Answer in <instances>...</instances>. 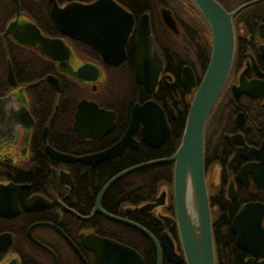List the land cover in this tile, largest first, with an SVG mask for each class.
I'll use <instances>...</instances> for the list:
<instances>
[{"label":"flooded vegetation","instance_id":"flooded-vegetation-1","mask_svg":"<svg viewBox=\"0 0 264 264\" xmlns=\"http://www.w3.org/2000/svg\"><path fill=\"white\" fill-rule=\"evenodd\" d=\"M17 1V24L31 22L42 35L61 39L69 55L61 67L34 47L2 35L14 19V3L0 2V37L23 46L27 50L20 59L29 58L28 66H16L0 52V97L13 94L24 107L19 102L9 109L0 106V264H114L105 261L109 253L83 245L90 235L129 247L137 255L134 264H156L158 253L160 264H186L175 223L163 224L166 216L174 219L173 199L170 205L165 190L149 197L145 181L140 184L136 178V172L147 175V168L164 163L125 173L100 193L119 172L165 157L159 155L169 149L164 145L181 122L182 133L195 86L211 53L208 24L192 0H111L131 25L122 59L106 62L98 50L57 30L51 17L53 4L62 9L95 0ZM214 1L229 14L233 34L231 65L206 117L202 141L214 264H264V0ZM106 16L110 40L116 11L109 10ZM145 23L161 65L151 93L135 80L138 27ZM8 65L14 84L7 78ZM81 66L94 68L95 80L76 79L73 73ZM184 74H191L195 82L189 91L182 84ZM47 75L56 79L57 88L45 79ZM82 100L113 114L111 126L108 114L95 124L93 136H85L88 127L75 131V114ZM149 100L161 110L167 136L150 140L139 122L131 140L108 151L126 133L132 107ZM4 114L16 122L12 130L2 129ZM46 147L64 158L51 155ZM161 192L162 204L143 208ZM96 202L101 211L146 229L159 252L137 229L94 211ZM246 206L249 211L236 223V242L231 225ZM259 216L262 232L255 228Z\"/></svg>","mask_w":264,"mask_h":264},{"label":"water","instance_id":"water-1","mask_svg":"<svg viewBox=\"0 0 264 264\" xmlns=\"http://www.w3.org/2000/svg\"><path fill=\"white\" fill-rule=\"evenodd\" d=\"M200 15L208 24L211 31V53L205 70L197 84L191 74L182 75V84L185 91L188 88L196 87L191 102L188 106L180 141L175 150L168 156L131 166L118 174L114 175L104 186V189L119 176L135 170L139 167L155 163H172V199L174 209V219L161 217L164 220V226L167 227L169 221L175 223L179 243L186 261V264H214L213 241L210 228L209 206L204 184L203 171V129L206 117L217 98L221 87L227 77L233 54V34L230 22V16L214 0H192ZM14 3V19L10 21L2 35H9L10 38L24 46L35 48L41 54L52 60L58 61L61 67L63 61L69 55V49L59 38H48L42 35L38 28L31 22L17 24L18 18V1ZM109 10L116 11L114 22V34L110 32L109 40V22L106 12ZM51 17L57 30L69 37L79 39L89 45L94 50H98L106 62L116 58V62L122 59L123 44L130 29L131 21L126 19V15L111 0H95L89 4L70 3L62 9L56 8L53 4L51 8ZM123 20L125 21H122ZM22 20L21 18H19ZM121 56V57H120ZM114 63V62H113ZM160 59L156 55L154 45L151 41L147 24L139 25L136 41V58H135V80L142 83L147 91L151 93L154 89L157 74L160 69ZM60 67V66H59ZM73 76L78 80H95L96 71L85 66L79 67L74 71ZM7 78L14 84V78L8 65ZM46 80L51 81L57 88V81L53 76L47 75ZM18 103L23 107L18 97L13 94L0 97V106L3 104L9 109L10 104ZM5 108V109H7ZM24 112V110H23ZM25 113V112H24ZM109 114V124H112L113 114L103 112L98 109L93 102L81 101L77 106L75 114L74 130H83L88 127L85 136H93L92 132L96 130L95 124L102 122L103 118ZM2 119L5 127L2 129H13L15 121H10L7 114ZM104 116V117H102ZM142 122L144 130L150 140L158 137L157 141H162L168 133V127L165 124L161 110L152 102L146 101L141 105L135 104L132 107L130 120L126 133L123 138L117 142L108 151L118 149L125 140H131L130 135L133 133L138 123ZM94 125V126H93ZM93 126V127H92ZM142 130V129H141ZM47 148V147H46ZM51 155H56L60 159L64 155L48 149ZM111 153L108 152L107 155ZM105 156V153H101ZM66 157V156H65ZM95 160V154L91 156ZM85 161L86 157L78 158ZM164 192L155 198L153 203L146 204L143 208L149 210L163 202ZM251 206V205H250ZM250 206L244 207L233 219L231 230L236 235V242L239 238V230L236 223L240 217L249 211ZM94 211H100L105 217L131 226L145 236H147L155 245L159 252L158 244L155 238L143 227L138 224L105 213L94 205ZM260 217L256 218L255 228L261 231ZM262 232V231H261ZM252 235V234H250ZM83 245L96 252L105 251L109 253L105 261L114 264H134L137 258L136 253L129 247L109 240L107 238L95 237L90 235L85 237ZM103 261V260H102ZM156 264H160L159 253Z\"/></svg>","mask_w":264,"mask_h":264},{"label":"trees","instance_id":"trees-1","mask_svg":"<svg viewBox=\"0 0 264 264\" xmlns=\"http://www.w3.org/2000/svg\"><path fill=\"white\" fill-rule=\"evenodd\" d=\"M26 50L27 49L23 48V46H18L16 44H13L7 38L0 37V52H4L5 54L4 56L8 55L11 61L14 63V65L22 66L23 65L22 63H24L25 66H28V62H29L28 56H23V58L20 59L21 56L20 53ZM32 78H33L32 76L30 78L26 77L25 80L29 81ZM2 82H4V80ZM116 106H117V102L112 107H116ZM181 125L182 122L179 128H174L173 134L170 136L169 140L164 145L165 147L167 146L169 149L168 150L165 149V152L162 155L160 154L159 156H168L175 150V148L177 147L180 141ZM145 171L147 175H145L144 173H142V175L141 174L139 175L140 172L139 171L136 172L137 173L136 178H139L141 180V181L138 180L140 181V184L141 183L143 184L145 181V184L147 186L145 193L148 194L149 197H152L155 191L157 193L158 190H165L168 197V203L172 205V187H171L172 163L170 162V163L159 164L157 166L147 168Z\"/></svg>","mask_w":264,"mask_h":264},{"label":"rangeland","instance_id":"rangeland-1","mask_svg":"<svg viewBox=\"0 0 264 264\" xmlns=\"http://www.w3.org/2000/svg\"><path fill=\"white\" fill-rule=\"evenodd\" d=\"M0 2L3 4V5H5V3L7 4V0H0ZM8 7H9V9L11 10V8H10V4H8ZM8 9V10H9Z\"/></svg>","mask_w":264,"mask_h":264}]
</instances>
